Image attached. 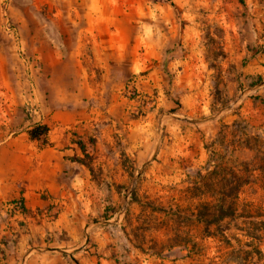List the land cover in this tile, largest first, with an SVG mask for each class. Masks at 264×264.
<instances>
[{
  "label": "rangeland",
  "instance_id": "obj_1",
  "mask_svg": "<svg viewBox=\"0 0 264 264\" xmlns=\"http://www.w3.org/2000/svg\"><path fill=\"white\" fill-rule=\"evenodd\" d=\"M43 122L93 174L31 224L8 210L20 264H264V0H0V143ZM213 171L249 182L216 238L171 216Z\"/></svg>",
  "mask_w": 264,
  "mask_h": 264
},
{
  "label": "crops",
  "instance_id": "obj_2",
  "mask_svg": "<svg viewBox=\"0 0 264 264\" xmlns=\"http://www.w3.org/2000/svg\"><path fill=\"white\" fill-rule=\"evenodd\" d=\"M41 125H47L50 129L46 145L29 138L28 131L31 128L18 136H9L0 143V251L5 249V257L0 259V264H14L21 260L20 264L24 261L25 242L30 237L27 228L20 230L14 219L9 217L7 204L23 200L29 214L49 203L44 195L53 196V201L60 196H69L70 188H76V180L80 179L76 167L79 163L69 159L82 156L74 139L70 140L66 134L70 127L64 125L62 128L63 124H59L60 129L52 130L46 122ZM30 216L25 214L21 218L24 224L30 222ZM9 224L13 226L10 227L12 231L20 230V243L7 249L1 237L3 228Z\"/></svg>",
  "mask_w": 264,
  "mask_h": 264
},
{
  "label": "trees",
  "instance_id": "obj_3",
  "mask_svg": "<svg viewBox=\"0 0 264 264\" xmlns=\"http://www.w3.org/2000/svg\"><path fill=\"white\" fill-rule=\"evenodd\" d=\"M49 131L50 129L47 125L37 124L28 131V136L32 141H41L46 145L48 144L47 136ZM76 144L84 157L73 158V161L85 166L93 174L91 163L88 162V160H91V157L86 149V145L82 141H77ZM247 148L251 149V146H248ZM243 171L247 174L250 172L248 168H245ZM227 174L228 173H226L223 178L219 179L217 183L213 184L210 180L217 178L214 177L217 176L216 171L211 172L207 176L199 174L201 183H194L190 188L191 198L198 199L197 205L191 212H185L186 210L184 208L176 206V209L172 211L171 215L173 217V222L180 223L181 221L186 220L194 221L203 225L204 237L216 238L219 234L222 235L228 229L224 226L226 220H234L244 217L241 213L246 214V211L240 212V204L238 200L243 187L249 183L248 178L246 177V174L238 175L234 171H230L228 175L234 180V184H232V182L226 178ZM209 194L212 195L211 197L214 196L216 198L206 200L205 197ZM20 202L23 204V200H20ZM138 202L141 203L140 201ZM142 205L152 210L158 209V207L150 201L143 203ZM181 239L182 237L178 234L173 240L181 243ZM150 249L153 254L157 256L162 254L156 250L155 247ZM76 263L79 264L78 262Z\"/></svg>",
  "mask_w": 264,
  "mask_h": 264
},
{
  "label": "built area",
  "instance_id": "obj_4",
  "mask_svg": "<svg viewBox=\"0 0 264 264\" xmlns=\"http://www.w3.org/2000/svg\"><path fill=\"white\" fill-rule=\"evenodd\" d=\"M20 205H22L21 202H13L12 204L7 205V209L8 210H13V211H15L17 213H21Z\"/></svg>",
  "mask_w": 264,
  "mask_h": 264
}]
</instances>
